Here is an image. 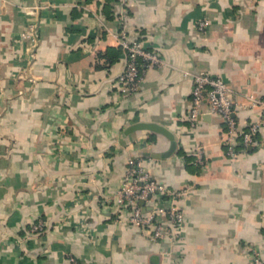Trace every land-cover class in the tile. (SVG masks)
I'll return each mask as SVG.
<instances>
[{
	"label": "crops",
	"instance_id": "obj_1",
	"mask_svg": "<svg viewBox=\"0 0 264 264\" xmlns=\"http://www.w3.org/2000/svg\"><path fill=\"white\" fill-rule=\"evenodd\" d=\"M122 30L164 59L128 97L114 84L129 59ZM199 71L229 84L241 127L259 118L264 0L122 10L119 0H0V264H254V250L264 260V127L232 156L209 103L193 124ZM138 122L173 137L129 130ZM133 156L168 189H188L177 240L150 239L120 210ZM40 219L45 230H33Z\"/></svg>",
	"mask_w": 264,
	"mask_h": 264
},
{
	"label": "built area",
	"instance_id": "obj_2",
	"mask_svg": "<svg viewBox=\"0 0 264 264\" xmlns=\"http://www.w3.org/2000/svg\"><path fill=\"white\" fill-rule=\"evenodd\" d=\"M128 3L129 0H119L121 10L125 9ZM207 24V19L201 21L200 28L204 29ZM24 36L36 40L35 26L30 25ZM119 41L127 50L129 59L114 84L120 96L128 97L138 89L148 70L163 65L164 59L158 51L146 47L124 30L121 31ZM193 81V106L190 113L192 123L195 124L204 103L207 102L210 112L220 115L226 124L224 143L228 154L236 156L239 153L237 146L241 142L245 146L254 143L256 134L264 127V100L259 101L262 107L259 118L252 121L248 128H243L234 116L230 86L223 77L199 71L193 74ZM196 151L197 162L205 164L204 150L198 147ZM128 166L122 185L114 195L120 210L127 214V220L131 224L140 227L150 239L177 240L186 221L182 201L188 197V189H168L164 183L152 177L139 157H129ZM141 200H144V203H141ZM45 227V220L40 219L33 225V230L44 231ZM71 260L73 264H78L75 257H71ZM253 261L254 264H264L261 253L257 250L253 252Z\"/></svg>",
	"mask_w": 264,
	"mask_h": 264
},
{
	"label": "water",
	"instance_id": "obj_3",
	"mask_svg": "<svg viewBox=\"0 0 264 264\" xmlns=\"http://www.w3.org/2000/svg\"><path fill=\"white\" fill-rule=\"evenodd\" d=\"M137 129H149L151 131L164 133L170 137H173L172 132L169 129L155 122H138L132 125L131 127H129V130H137ZM140 202L144 203V200H141Z\"/></svg>",
	"mask_w": 264,
	"mask_h": 264
},
{
	"label": "trees",
	"instance_id": "obj_4",
	"mask_svg": "<svg viewBox=\"0 0 264 264\" xmlns=\"http://www.w3.org/2000/svg\"><path fill=\"white\" fill-rule=\"evenodd\" d=\"M126 50V49H125ZM127 51V50H126Z\"/></svg>",
	"mask_w": 264,
	"mask_h": 264
}]
</instances>
